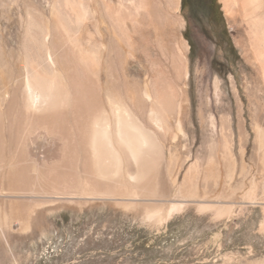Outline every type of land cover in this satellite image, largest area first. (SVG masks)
I'll return each mask as SVG.
<instances>
[{"label":"bare ground","instance_id":"1","mask_svg":"<svg viewBox=\"0 0 264 264\" xmlns=\"http://www.w3.org/2000/svg\"><path fill=\"white\" fill-rule=\"evenodd\" d=\"M177 1L87 0L83 14L73 2L70 11L54 6L49 17L28 15L24 31L14 36L20 51L1 50L0 212L5 220L0 227L15 220L28 229L39 220L37 208L61 200L157 197L163 201L146 204L147 216L157 221L180 208L181 203L170 202L179 192L215 201L207 189L217 186L221 171L232 179L247 147L240 118L236 153L234 127L226 119L220 141L211 137L209 144L202 136V119L198 122L202 135L192 144L200 142L197 151L208 156L205 164L180 160L165 146L166 135L175 140L184 132L191 110L187 44L178 35ZM220 1L227 14L241 16L245 59L264 81V0ZM81 20L87 23L85 49L68 27V22ZM209 94L203 84L202 96ZM209 107L225 106L212 102ZM34 127L51 136V142L36 145L31 138L35 131L26 133ZM256 142L264 166V132L259 127ZM194 147L187 144L180 153ZM131 199L120 203L130 205ZM226 203L230 206H218L219 213L231 211L238 201Z\"/></svg>","mask_w":264,"mask_h":264},{"label":"rangeland","instance_id":"2","mask_svg":"<svg viewBox=\"0 0 264 264\" xmlns=\"http://www.w3.org/2000/svg\"><path fill=\"white\" fill-rule=\"evenodd\" d=\"M73 2H78L77 12L87 11V0H0V65L4 64L2 51H20L14 36L24 31L29 16L42 13L49 17L54 6L70 11ZM186 2L177 1L175 14L180 21L178 35L187 44L191 110L184 132L175 140L166 135L165 146L172 147L180 160L205 164L208 156L197 151L200 142L192 144L202 135L198 122L202 119L206 128L202 136L209 144L213 139L220 141L221 122L226 119L234 127L236 153L240 118L243 146L247 148L244 160L237 159L238 170L232 179L220 172L217 186L207 189L206 195L213 202L184 191L177 193L178 199L170 202L181 206L163 221L147 216L148 202L163 201L149 196L131 199L103 195L87 198V202L61 200L39 207L34 214L39 220L28 229H22L15 220H6L0 227V264H264V166L256 142V127L264 132V81L255 64L245 59L241 16L227 14L220 0ZM70 22L69 30L87 47L86 21ZM203 84L209 87V95L202 96ZM212 102L225 107H209ZM31 131H35L31 138L36 145L53 139L42 129L27 128L26 133ZM187 144L194 149L181 154L180 149L185 150ZM182 179L180 173L177 186ZM129 198L130 205L120 203ZM226 200L238 203L231 211L219 213L218 206H230ZM4 220L0 212V223Z\"/></svg>","mask_w":264,"mask_h":264},{"label":"flooded vegetation","instance_id":"3","mask_svg":"<svg viewBox=\"0 0 264 264\" xmlns=\"http://www.w3.org/2000/svg\"><path fill=\"white\" fill-rule=\"evenodd\" d=\"M187 0H185V2H186ZM186 4H187V2H186Z\"/></svg>","mask_w":264,"mask_h":264}]
</instances>
